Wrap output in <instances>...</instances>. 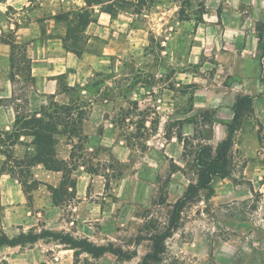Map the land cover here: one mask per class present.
<instances>
[{
  "label": "rangeland",
  "instance_id": "1",
  "mask_svg": "<svg viewBox=\"0 0 264 264\" xmlns=\"http://www.w3.org/2000/svg\"><path fill=\"white\" fill-rule=\"evenodd\" d=\"M151 1L131 0L125 8L129 16L118 17L119 22L138 24L140 30L126 24H119L123 30L117 29L116 21L106 30L104 41H110L107 67L85 79L82 75L72 87L69 106L74 111L49 103L42 108L49 118L41 114L24 119V113H28L22 109L24 96L31 88L28 83L24 87L16 85L21 117L15 129L0 133V151L9 157L16 152L23 154V146H8L20 132L44 128L57 129L60 135L74 133L78 138L74 139L72 155L86 168L107 173L112 183L106 192L116 190L117 179L122 178L125 191L129 193L131 188L130 194L133 192L137 199L131 201L135 202L133 207L119 209L128 224L119 233L108 231L101 244L116 236L118 240L111 241L114 246L135 252L125 264H138L151 250L149 240L134 243L139 226L144 222L167 224L172 204L195 180L191 164L197 144L215 145L225 136L224 123L228 122L233 97L245 91L258 98L264 96V63L257 46L258 35L264 38V33L256 31L258 24L264 23V0H179L180 8L172 3L150 12L147 2ZM38 3L35 0L34 5ZM114 3L116 0L108 7ZM2 9L4 5L0 4ZM4 10L7 15L13 11ZM72 11L71 21L78 24L74 29L76 44L82 46L84 34L79 26L88 11ZM147 11L153 14L146 16ZM55 12L58 21L64 23L69 10L60 3ZM180 16L198 18L201 24L197 26L195 19L179 23ZM0 27L6 39L12 37L3 16ZM118 33L124 35L123 40ZM165 33L172 34L166 37ZM92 44L99 46L100 42ZM22 49L23 44H14L12 52L22 54ZM20 56L18 66L25 69L24 53ZM60 87L66 85L61 82ZM21 88L24 90L19 91ZM262 100L261 104L247 106L234 133L233 146L238 142L246 147L247 157L232 149L228 174L212 182L213 193L208 196L202 190L188 200L180 212L178 227L164 240L160 264H264ZM179 133L188 138L184 150L176 137ZM88 135L91 137L86 142ZM60 138L65 140V136ZM35 139L32 137V143ZM49 148L54 150L53 145ZM40 232L41 238L34 245L38 237L31 231H4L0 216V238L5 235L20 240L15 245H0V264H114L109 255L102 259L85 253L77 257V251L63 243L67 233Z\"/></svg>",
  "mask_w": 264,
  "mask_h": 264
},
{
  "label": "crops",
  "instance_id": "2",
  "mask_svg": "<svg viewBox=\"0 0 264 264\" xmlns=\"http://www.w3.org/2000/svg\"><path fill=\"white\" fill-rule=\"evenodd\" d=\"M37 1L39 3L36 5H34L35 0L0 2L4 5V9L13 10L9 15L4 9L0 10V17H5L7 27L12 29V37L6 39L4 29L0 27V133L2 134L15 129L16 117H21L18 111L22 105L16 104L21 102V97L16 94V85L24 87V83H28L31 88V91L24 96L25 103L22 109L25 108L28 113L25 112L23 118L40 116L42 108L49 103L69 105L71 100L69 93L72 87L82 80V75L85 79L95 71L107 67L105 63L110 59L108 50L110 41L105 42L104 37H107L106 30L114 25V21L117 22V29L123 30V26L119 27V24H126L134 31L140 30L138 24L135 26L133 23L130 25L129 22L118 21L120 15L128 14L129 16L130 13L125 8L128 4H132L131 0H116L117 3L112 4L111 7L108 5L114 0ZM60 3L69 10L64 23L59 22L58 17L55 16ZM172 3L179 5L180 8L179 0H152L147 2V5L150 8L148 10L153 12L154 7ZM72 9L88 11L84 23L79 26L80 32L84 34L83 47L80 43L76 44L78 39L74 36L77 33L74 29L78 24L77 20L71 21L74 17ZM147 12L146 16L153 14ZM178 14H181V10H178ZM164 18L166 21L167 17ZM194 19L197 26L201 24L200 19ZM194 19L180 16L178 22L184 23ZM165 34L169 37L172 33H168L169 36ZM123 36V34H117V37L122 40ZM92 42H100V44L95 46ZM14 44L24 45L22 51L23 63L27 64L25 69L23 66H18V62L21 63L20 55L23 53L12 52ZM261 59L264 63V55ZM24 73L25 76H23ZM61 82L66 85V88L60 87ZM261 84L264 86V83ZM244 94L253 96L252 104L254 105L261 104V100L264 99V96L258 98L251 91L238 92L230 103L228 122L232 116L231 106L234 98ZM262 104L264 112V100ZM226 123H224L225 127ZM58 128H62V125H58ZM62 133L64 135H60L59 132L54 133V136L56 135L53 143L54 150L42 152L39 158L33 161L31 159L37 156L32 143L33 136L24 132H20L18 138L8 144L11 148L23 146V154L16 152L9 157L4 151H0L2 227L4 231L15 228L18 232L39 233L42 230H48L67 233L76 238H87L96 244H101L104 242L105 235H108V231L119 233L123 230L122 227L128 224L123 219L124 211L119 209L125 206L133 207L135 202L131 201H135L137 197L135 198L133 192L130 194L131 188L129 193L125 191L126 183H122V178L117 179L116 190L106 192V188L112 183L108 180L107 173L101 172L100 169L86 168L82 161L76 159L77 156L72 155L76 142L74 139L78 137L74 133ZM60 136H65V140H62ZM90 137L91 135H88L86 142ZM23 139L24 143L21 142ZM235 144L232 149L241 157H247L246 147L238 142ZM1 146L6 147L4 144ZM62 146L65 148L61 149ZM221 178L223 177L214 176L212 182ZM131 224L134 226V222ZM40 238L38 237L34 245H37ZM113 239L118 240L115 236V238L111 237L109 242ZM70 250L77 251V257L84 253L90 254L76 249ZM107 255L114 259V264L119 262L125 264L126 261L131 260L119 261L111 252H104L99 256L93 255V257L102 259Z\"/></svg>",
  "mask_w": 264,
  "mask_h": 264
},
{
  "label": "trees",
  "instance_id": "3",
  "mask_svg": "<svg viewBox=\"0 0 264 264\" xmlns=\"http://www.w3.org/2000/svg\"><path fill=\"white\" fill-rule=\"evenodd\" d=\"M1 1V0H0ZM97 1V0H86ZM259 30L264 33V23L258 24L256 31ZM258 47L260 49L261 56L264 55V38L258 35ZM253 101V96L249 94L237 95L232 103V116L229 122L226 123V135L224 138L220 139L215 145H212L207 142H201L197 144L196 149L193 153L192 158V167L195 169V180L190 182L183 194L178 197L174 203L172 204V208L167 217V224L162 225H149L147 223H143L139 226L138 232L134 238V243L139 244L142 240L151 241V250L145 253L138 264H160L162 258L159 254L164 252V240L171 236L175 228L178 227L179 215L182 211L184 205L188 202V200L197 192L206 190L208 196L213 193L212 179L214 176L225 177L228 174V166L230 162V152L233 146V137L234 133L237 129L239 121L243 117V112L247 108V106L251 105ZM52 105H60L57 103H52ZM68 106V108H67ZM65 109L71 111V107L69 105H64ZM56 113V112H55ZM41 114L44 115L41 110ZM46 118H49L48 115H44ZM19 117H16V120ZM25 119V118H24ZM60 125V123H58ZM55 132H59L57 129L45 130L41 128L39 130H34L33 133L30 134L35 137V141L33 145L36 146L37 157L41 155L42 152H49L51 149L50 146L53 145V135ZM177 139L182 142L183 150L186 146V138L181 133L176 135ZM36 157V158H37ZM148 213V212H147ZM147 217V216H145ZM144 217V218H145ZM153 222V220H152ZM145 230L146 233H143ZM153 230V231H152ZM49 234H53L56 232H51L46 230ZM33 236L40 237L41 232L34 233L31 232ZM60 235V234H57ZM15 245L20 243L18 237H7L3 235L0 238V245L2 244ZM66 245L70 246L72 249L85 251L94 256H99L104 252H111L117 256L119 261L121 260H129L134 255L135 252L127 253L125 252L121 246H114L112 242H108L106 244H96L87 238H76L71 235L66 236V240L63 241Z\"/></svg>",
  "mask_w": 264,
  "mask_h": 264
}]
</instances>
